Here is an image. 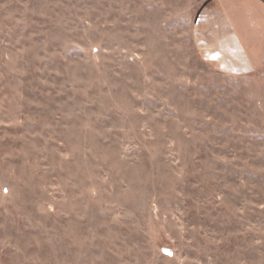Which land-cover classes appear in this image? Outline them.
I'll return each instance as SVG.
<instances>
[{
    "label": "rangeland",
    "instance_id": "rangeland-1",
    "mask_svg": "<svg viewBox=\"0 0 264 264\" xmlns=\"http://www.w3.org/2000/svg\"><path fill=\"white\" fill-rule=\"evenodd\" d=\"M200 4L0 0V264H264V65Z\"/></svg>",
    "mask_w": 264,
    "mask_h": 264
},
{
    "label": "crops",
    "instance_id": "crops-1",
    "mask_svg": "<svg viewBox=\"0 0 264 264\" xmlns=\"http://www.w3.org/2000/svg\"><path fill=\"white\" fill-rule=\"evenodd\" d=\"M193 35L220 69L253 71L264 65V0H201Z\"/></svg>",
    "mask_w": 264,
    "mask_h": 264
}]
</instances>
